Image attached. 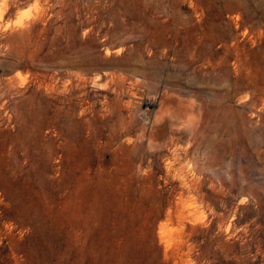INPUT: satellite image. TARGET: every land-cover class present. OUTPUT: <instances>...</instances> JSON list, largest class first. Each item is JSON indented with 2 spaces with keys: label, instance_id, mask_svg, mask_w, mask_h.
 <instances>
[{
  "label": "rangeland",
  "instance_id": "1",
  "mask_svg": "<svg viewBox=\"0 0 264 264\" xmlns=\"http://www.w3.org/2000/svg\"><path fill=\"white\" fill-rule=\"evenodd\" d=\"M0 264H264V0H0Z\"/></svg>",
  "mask_w": 264,
  "mask_h": 264
},
{
  "label": "bare ground",
  "instance_id": "2",
  "mask_svg": "<svg viewBox=\"0 0 264 264\" xmlns=\"http://www.w3.org/2000/svg\"><path fill=\"white\" fill-rule=\"evenodd\" d=\"M111 77H112V80H113V83H114V85H115V91H116V93H120L121 91H123V88H124V84H125V81H126V79L128 78L126 75H124L123 73H120V72H115V73H112V75H111ZM86 79V78H85ZM242 87H236V89H241ZM235 92H236V90H235ZM230 97V96H229ZM257 106V105H256ZM227 108V110L229 109V111L228 112H226V114L227 113H231V115H235L237 112L234 110V108L232 107V106H228V107H226ZM220 110V109H219ZM224 112V111H223ZM240 113V112H239ZM228 115V114H227ZM226 115V116H227ZM221 117H220V120H221V122H226V121H228L227 120V118H226V116L224 115V114H221L220 115ZM237 116V115H236ZM239 116V115H238ZM241 118H242V115L240 116ZM231 118V117H230ZM234 118V117H233ZM244 118V117H243ZM235 119V118H234ZM233 120V119H232ZM236 120H237V118H236ZM219 121V120H218ZM232 124V123H231ZM246 131V130H245Z\"/></svg>",
  "mask_w": 264,
  "mask_h": 264
}]
</instances>
